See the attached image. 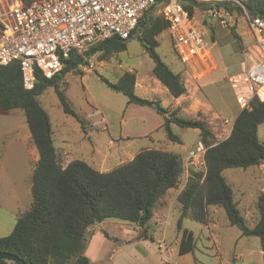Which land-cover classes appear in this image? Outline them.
<instances>
[{"label":"trees","instance_id":"16d2710c","mask_svg":"<svg viewBox=\"0 0 264 264\" xmlns=\"http://www.w3.org/2000/svg\"><path fill=\"white\" fill-rule=\"evenodd\" d=\"M34 1L23 0L26 7ZM181 3L190 18L197 10L206 15L211 8L209 4L191 0ZM243 4L251 17L264 19V0H246ZM159 5L162 6L159 2L144 13L129 39L113 37L83 53L72 51L69 58L62 60V71L52 79L37 70L32 90L24 88L18 63L0 64V109L24 112L32 142L40 155L33 170L31 205L18 217L13 232L0 238V253L13 254L26 264H94L85 254L90 238L88 229L111 219L137 225L141 230L140 239L154 240L148 235L149 223L167 200L168 192L183 184L185 163L182 156L164 148H151L140 150L133 160L108 172H101L79 159L64 166L55 147L50 117L39 97L54 88L63 111L74 116L86 130L87 121L78 116L62 88L64 79L72 73L84 75L81 67L88 65L92 56L101 55L100 59L104 60L125 51L128 41L134 38L154 60L152 74L169 90L173 99L186 94L183 74L174 72L157 53L158 38L168 32L170 24L162 13L151 14ZM237 10L243 12L241 8ZM204 23L208 24L206 20ZM229 28L240 39L235 27L226 29ZM210 38L214 43L213 33ZM100 79L110 90L126 96L128 105L149 107L160 114L164 118L162 130L168 140L181 142L173 126L200 131L199 141L206 148V167L204 172L191 170L185 187L177 196L180 206L178 230L181 233L178 254L192 253L196 245L193 232L183 227L184 220L207 225L209 208L217 207L225 211L230 225L237 227L244 237L260 240L264 264V193L257 200L259 219L255 226H250L238 208L232 187L223 176L228 169L248 170L264 162V142L258 136V129L264 124V90L253 92L252 99L237 115L230 136L218 142L207 121L201 117H182L178 108H164L158 100L138 96L135 73H124L116 83L104 77ZM244 83L247 86L249 79L244 78ZM0 264L15 263L0 260Z\"/></svg>","mask_w":264,"mask_h":264},{"label":"rangeland","instance_id":"374dc122","mask_svg":"<svg viewBox=\"0 0 264 264\" xmlns=\"http://www.w3.org/2000/svg\"><path fill=\"white\" fill-rule=\"evenodd\" d=\"M161 12L162 6L159 5L151 14H161ZM245 16L244 12L234 10L231 26L235 27V33L240 38L237 39L230 28H222L215 21L211 25H206L204 21L207 18L203 12L197 10L194 14L196 25L205 32L206 38L211 42L209 50L210 56L205 57V61L202 59L198 60L197 67L201 72L198 71L197 74L201 75L200 73H204L203 71L213 70L216 67V70L204 76L201 84L203 85L206 96L216 108L219 111H222V107L224 108L220 112L223 117L217 118L221 124L218 126L219 131L217 137L215 135L216 131H214L216 141H221L227 136L224 128V125L227 126L224 123L226 118L224 117L232 119V109L236 106L233 100L237 101L246 92L243 90L246 87L244 77L252 62L251 49L253 40L250 37ZM210 33L214 34V39L212 38L215 41L214 43L211 41ZM158 40L160 45L157 48V53L163 62L174 72H181L183 74L188 89L193 91L197 86L198 90L200 85L197 79H195L196 75L193 72H189V68L180 62L173 50L169 33H162ZM100 56L90 57L89 60H92L94 64V68L90 71L86 70L89 68L88 65L81 67L84 75L73 73L67 75L63 81L62 88L66 91L68 100L80 118L85 119L97 110L101 111L100 113L103 118H109L110 124H113L111 130L113 133L111 132V135L115 140L114 147L117 149L118 146L122 144L126 145V142L129 141L125 138L126 135H138L135 133L141 129H145L149 125L140 124V117L136 116L134 110L130 109L131 106L127 104V97L110 90L100 78L104 77L108 81L116 83L118 76L126 72H135L139 73L142 77H149L152 75L155 62L145 53L144 48L137 38L129 40L127 49L123 52L111 57L109 56L104 60H101ZM202 61L206 63V66H203ZM201 68H203V71ZM94 69L96 70L94 71ZM215 82L219 83L215 84ZM223 95L230 104V111L227 107L225 108L226 105L224 104ZM39 101L50 117L57 151L59 153L64 149L70 151L71 155L67 160L69 162L79 159L96 168L102 169L101 163L103 155L110 152V146L108 144L111 138L110 133L101 128L99 130H83L81 123L74 116L68 115L63 111L60 99L54 88H49L39 97ZM161 103L163 107H168L169 105L165 98H162ZM0 110L2 114H7L8 116L0 117V129L8 131L6 135L4 134L0 137V150L3 151L9 146V151H13L12 153H8L10 157H4L10 159L12 165L10 169L6 170L0 167V238H3L13 232L18 217L29 209L31 205L32 176L35 158L31 154V151L22 145L24 144L25 135L29 133L24 112L18 110V113L12 114L2 109ZM131 114L132 117L129 126L122 127V121L124 119L128 120ZM98 119L93 118L96 121ZM174 130V133L181 140L180 143L166 140V144L157 145V142L156 144H152L150 140L136 139L133 141L131 149L134 151V149H143L155 145L154 147L156 149L164 148L175 153L186 154L199 141L200 136L191 129L187 130L175 126ZM120 133H122L121 138ZM151 134L155 140H159L164 134V131L158 130ZM258 136L260 141L264 142V124L260 125ZM65 161L62 162L64 165H66ZM119 162V151H116L110 156L106 167L113 168ZM252 171L253 169H249L246 172L240 169H228L224 171L223 176L226 182L232 187L235 201L244 200L238 206L242 216L248 220L251 226H255L259 215L255 205L257 198L250 196L252 184L249 179V174ZM186 175H184L183 179L187 178ZM178 192V189L172 190L165 199L177 200ZM218 210L219 213L214 216L217 229L213 230V239H210L205 226L191 219H185L183 222L184 228L193 231L200 250H203L204 244L209 247L207 251L204 250L208 255L205 254V256H202L199 252H196V257L205 264L207 262L210 264H263V256L258 238L243 237L241 239V231L237 227L230 225L223 209ZM178 220L179 204L176 203L171 209L169 218L166 220V233L163 235L161 231H157L154 237L157 239L164 237V243L167 246L175 245L176 241L181 239V233L178 230ZM108 222L125 225L118 226L112 225L111 223L103 225L101 231L106 232L110 236L109 242L99 248L102 257H105L103 258L105 264H111L113 255H118V253H124L122 259L128 258L129 252L134 249H136L137 258L130 256L136 261L135 264H162L160 245L156 239L142 240L139 246L137 244L131 245L128 241L138 234L135 227L127 222L115 219L108 220ZM149 228L150 230L155 229V221L153 219L149 223ZM242 253L246 255L245 260L237 259L236 257ZM170 261V264H193V255H183L182 257L176 255L173 258L170 257Z\"/></svg>","mask_w":264,"mask_h":264},{"label":"built area","instance_id":"2783aa9c","mask_svg":"<svg viewBox=\"0 0 264 264\" xmlns=\"http://www.w3.org/2000/svg\"><path fill=\"white\" fill-rule=\"evenodd\" d=\"M181 1L36 0L26 7L23 0H0V64L18 63L24 88L32 90L37 70L52 79L62 71V60L69 58L72 51L82 53L113 37L129 39L144 13L160 2L161 13L170 23L168 33L173 50L182 64L192 67L208 56L211 42ZM191 1L211 5L205 17L225 29L231 26L234 10H243L253 40L247 76L254 93L264 90V19L246 12V0ZM88 67L87 71L94 68L90 62ZM224 123L230 129L223 140L233 128L228 119ZM100 124L106 122L102 120ZM205 152V145L197 142L186 161L188 173L205 171Z\"/></svg>","mask_w":264,"mask_h":264},{"label":"crops","instance_id":"0c3cea01","mask_svg":"<svg viewBox=\"0 0 264 264\" xmlns=\"http://www.w3.org/2000/svg\"><path fill=\"white\" fill-rule=\"evenodd\" d=\"M250 37H251V35H250ZM251 39H252V37H251ZM252 44H253V42H252ZM209 56H210V54H208L207 57H209ZM203 61H205V60L203 59ZM89 62L91 64H93L92 60H89ZM93 66H94V64H93ZM197 66H198V60L195 62V65H193L192 67H187V68H189V72H193L196 75L195 79H197V82L200 85L198 87V90H197V86L195 87V90H193V91L191 89H188L186 86V88H187L186 94L182 95L181 97H179L177 99H173L169 90L166 87H164L161 84V82L153 76V74L149 77H142L141 75H139V73L134 72L136 74L135 91H136V94L138 96L145 98V99H149V100H158V101L162 102V98H165L169 103L168 107L172 106V107L178 108L179 109V115L182 117H186V118L201 117L202 119L207 121V123L209 124L210 127H212L211 130H212L213 134L215 133L214 131H216L215 135L217 137V135H218L217 133L219 131L218 126L221 124V122L217 118L221 117V116L223 117L222 113H220V112H222L224 110V108L222 107V111H219L216 108V106L206 96L203 85L201 84V80L204 78V76L208 73L210 74L213 70H216V67L215 68L213 67L214 68L213 70L209 69L206 71H203V68H201L204 73H200L201 75H199V74H197V72L198 71L201 72V71L199 70V68ZM203 66H206L205 62H203ZM95 70L96 69H94V71ZM247 72H246V76L244 77V78H246V80H248L247 79L248 78ZM119 77L120 76H118V79H119ZM218 83L219 82H215V84H218ZM243 90L246 91L244 95L242 94L243 98L242 97L239 98L238 99L239 101L233 100V103H235L236 106L233 107V109H232V114H233L232 119H229L228 117H224V118L228 119L233 124H234V121H235L237 115L239 114V112L245 107V105L253 97L252 94L254 92V88H253L251 83H249L245 88H243ZM222 97L224 100V104L226 105L225 108L227 107V109L230 111V109H229L230 104L228 103V101L224 95ZM129 106H131V108ZM129 106L128 107L130 109L134 110L136 116L140 117V124L149 125V126L146 127L145 129H141L139 132L135 133L138 135H135V136L133 134L132 135H126L125 138L128 139L129 141L126 142V145L122 144L121 146H118L117 149L114 147L115 140L113 139V137L111 135V132H112L111 130L113 128V124L112 125L110 124L108 117L103 118L102 114L100 113L101 111L97 110L92 115L85 118V120L87 121L86 122V129L99 130V128H101L102 130L108 131L110 133V136H111V138L108 142V144L110 146V152L103 155L102 163H101L102 169L96 168L94 166L96 169H98L101 172H108V171L112 170L113 168H115V167H117V166H119V165H121L127 161L133 160L134 157L136 156V154L140 150H142V149H134V151H133V149H131V145L133 144V141L136 139L150 140L152 142V144H156V142H157V145L158 144L159 145L160 144H166V140H168L165 132L159 138V140H155L151 134L154 131L162 130V127L164 125V118L160 114H158L154 109L149 108V107H140V106H136V105H129ZM168 107H164V108H168ZM17 111L18 110H15V111H11L9 113H12V114L18 113ZM142 113H143V115H142ZM1 116L8 117L7 114H2V112H0V117ZM131 117H132V114L130 115L128 120L124 119L121 123V126L122 127L123 126H129V123H131ZM93 118H99V119L96 121V120H93ZM102 120H104L106 122L105 125L100 124V122ZM137 123H135V124H137ZM174 127L175 126H173V131H175ZM224 128H225V131H227V129L228 130L230 129V127H227L225 125H224ZM187 130H190V129H187ZM191 130H193L195 133H197L200 136V131L198 129H191ZM129 131H131V130H129ZM0 132H1L0 137H2L4 134L6 135V132H8V131L4 130V129H0ZM127 132H128V130H127ZM121 134L122 133H120V138H121ZM53 138H54V133H53ZM218 142H219V140H218ZM22 145H24L28 150H30L31 154L35 158L34 165H33V170H34L36 163L39 161L40 155H39L38 149L36 148V146L32 142L30 131H29V133H27L25 135L24 144H22ZM152 146H149V147H146L143 149L155 148L154 147L155 145H152ZM192 149H190L186 154H179L178 153L184 159L185 164H186L189 152ZM9 150H10L9 146L7 148H5L3 151L0 150V167L2 169L7 170V169H10V166H12L10 163V159L4 158L6 156L10 157L8 153H12L13 151L10 152ZM116 151H119L120 162L113 168H107L106 166L108 164V161L110 160V156L112 154H114ZM70 153H71L70 151L65 150V149L60 153L58 152L62 162L66 160L65 161L66 165H64L62 163L64 166H67L70 163L69 161H67L68 157L71 155ZM250 169H253L251 174H249V179H250L251 184H252L250 196L253 198H257V200H258L259 195L261 193H264V162L261 165L254 167V168H250ZM248 170H243V171L246 172ZM189 173H188L187 168L185 166V174H187L186 175L187 178L183 179V184L178 189L179 192L177 193V196L181 192V190L185 187L186 181L188 180V177L190 175ZM171 191L172 190H170L168 192V195L170 194ZM243 201L244 200H240V201L238 200V202L236 201V203L239 206V204ZM176 203H178L177 200H164L161 207H159L154 214L153 220L155 221V229L150 230V233H148L149 236L152 235L154 237L157 231H161L163 233V235L166 233V220L169 218L171 209L174 207V205ZM255 205L257 208V202ZM218 209H220V208H217V207H210L209 208V214H210L209 222L207 225H203V226H205V228H207V232L209 234L210 239L211 238L213 239V236H212L213 230L217 229V223L214 219V216H215V214L219 213ZM257 211H258V209H257ZM258 215H259V212H258ZM179 217H180V206H179ZM246 221L248 222V220H246ZM106 223H111V222H108V220H107V221H104L103 223L94 225L88 229L89 234H90V238H89L88 247L86 249L85 254L90 259V261L94 264H100V263L105 264V262H103V258H105V257H102V254L100 253L101 251L99 248H100V246L109 242V239H110V236L106 237V235H105L106 232L104 233L103 231H101L103 225H105ZM111 224L112 225H118V226L125 225V224H114V223H111ZM131 225H133L135 227L136 232H138V234L135 235L128 242L131 245L137 244L139 246L140 242L142 240H146V239L145 238L140 239V236H141L140 228L137 225H134V224H131ZM189 231H191V230H189ZM241 236H242L241 239H243L244 236L242 235V232H241ZM194 237H195V235H194ZM161 238L162 239H157L156 237H154V240L156 239L160 245V252L162 254V264H165V263L170 264V262H171L170 257L173 258L176 255H179L178 249H179V245H180V240L176 241L175 245L167 246L164 243V237H161ZM247 238H250V237H247ZM195 244L196 245H195L194 251L192 253H189L186 255H191V254L193 255V264H205V263H203V261H201L200 259H198L196 257L195 253L199 252L202 256H205V254L208 255L207 253H205V251H207L209 247H208V245L204 244L203 250H200L196 238H195ZM259 246L261 248L260 240H259ZM261 252H262V249H261ZM122 255H124V253L123 254L118 253V255L117 254L113 255L111 264H135L136 261L133 260L132 257L133 258L136 257V255H137L136 249L129 252V254H128L129 256H127L128 258L122 259V257H123ZM179 256L182 257L183 255L182 256L179 255ZM262 256H263V253H262ZM236 258L241 259V260H245L246 255L244 253H242V254H240V256H238ZM207 264H210V263L207 262Z\"/></svg>","mask_w":264,"mask_h":264},{"label":"water","instance_id":"95a60500","mask_svg":"<svg viewBox=\"0 0 264 264\" xmlns=\"http://www.w3.org/2000/svg\"><path fill=\"white\" fill-rule=\"evenodd\" d=\"M207 23L208 24H212L213 21L211 18H207L206 19ZM0 260H6V261H10V262H13L15 264H26L22 259H20L19 257L13 255V254H10V253H5V252H1L0 253Z\"/></svg>","mask_w":264,"mask_h":264}]
</instances>
